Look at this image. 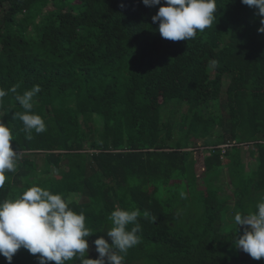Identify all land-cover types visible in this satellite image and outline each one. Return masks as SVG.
<instances>
[{"label": "trees", "instance_id": "obj_1", "mask_svg": "<svg viewBox=\"0 0 264 264\" xmlns=\"http://www.w3.org/2000/svg\"><path fill=\"white\" fill-rule=\"evenodd\" d=\"M160 6L0 0V89L7 92L0 121L20 153L0 202L32 186L71 199L94 233L89 259L99 258L96 239L111 244V212L138 208L155 222L138 217L141 242L125 264H264L236 248L245 226L234 223L237 212L254 213L264 200L261 17L241 0H217L211 27L170 41L152 21ZM34 85L41 92L32 113L47 130L29 139L14 115L25 111L16 95ZM216 130L215 140L204 139L198 174L200 150L188 149ZM38 257L21 248L12 264H39ZM0 264H8L2 255Z\"/></svg>", "mask_w": 264, "mask_h": 264}, {"label": "clouds", "instance_id": "obj_2", "mask_svg": "<svg viewBox=\"0 0 264 264\" xmlns=\"http://www.w3.org/2000/svg\"><path fill=\"white\" fill-rule=\"evenodd\" d=\"M148 7L160 6L158 13L152 17L158 23V32L162 38L170 41H188L197 32L211 27L216 20L217 0H142ZM251 8L257 9L261 17L258 33L264 34V0H241ZM16 92V87L11 89ZM41 92L39 85H34L16 100L25 110L15 113L14 119L23 122L24 130L31 139L34 130L37 134L47 130L40 115L33 114V99ZM7 92L0 89V99ZM14 140L9 126L0 121V188L8 179L6 173L15 172L20 153L13 150L10 141ZM221 148V147H219ZM222 149V148H221ZM71 199L61 194H53L40 186H32L16 199L0 202V255L12 264L14 255L21 249L30 254H39V264H66L76 259L80 264H125V256L129 249L141 242L138 217L155 222L147 211L141 213L138 208L123 210L117 208L108 216L112 227L107 231L111 244L103 236L94 244L99 254L97 259L88 256V238L94 234L86 226L83 212L73 211L69 205ZM234 223L245 226L244 234L236 239V248L250 255L255 260L264 258V200L257 204L254 213L237 212ZM129 225H134L128 229ZM247 226H250V230Z\"/></svg>", "mask_w": 264, "mask_h": 264}, {"label": "rangeland", "instance_id": "obj_3", "mask_svg": "<svg viewBox=\"0 0 264 264\" xmlns=\"http://www.w3.org/2000/svg\"><path fill=\"white\" fill-rule=\"evenodd\" d=\"M51 10H52V7L50 6V7L45 9V12L46 11H51ZM180 107H182V108L180 109ZM180 107H179V109L182 110V112H186L187 109H188V106H186V105L185 106H180ZM179 117H180V114H176L174 119H177ZM217 130H219V129H217ZM217 130L213 134L208 136V138H199L198 139V144L196 145V147L194 145H191V147L188 149V151L200 150V151H194V153L198 152V153L195 154L196 155L195 158L198 161V169H197L198 170V174H203L204 171H205V166H204L203 163H204V158L207 156V153L205 152V149L207 147L206 148L203 147L204 139H206V140L212 139V141L215 140L214 138H215L216 134L220 131V130L219 131H217ZM219 147L225 148V149L227 148L226 145H221ZM212 149H214V148L209 146V150H212ZM207 151H208V149H207ZM249 152H250L249 147H247V146L243 147V156H244L243 158H244L245 163L248 164V166L250 165V162L252 161ZM225 162H226V160H225ZM54 173L56 174L57 171L55 170ZM230 198H232V196ZM231 203H234V200L231 199ZM242 254H243L244 258H246L247 255H249L247 253H244L243 251H242ZM239 264H246V263H239Z\"/></svg>", "mask_w": 264, "mask_h": 264}, {"label": "built area", "instance_id": "obj_4", "mask_svg": "<svg viewBox=\"0 0 264 264\" xmlns=\"http://www.w3.org/2000/svg\"><path fill=\"white\" fill-rule=\"evenodd\" d=\"M227 147H229V145H226ZM222 149H225V148H222Z\"/></svg>", "mask_w": 264, "mask_h": 264}]
</instances>
